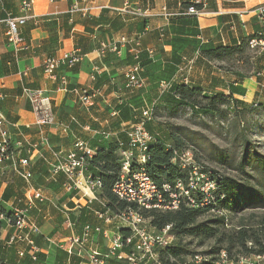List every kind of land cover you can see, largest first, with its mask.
I'll return each mask as SVG.
<instances>
[{"label": "crops", "instance_id": "obj_1", "mask_svg": "<svg viewBox=\"0 0 264 264\" xmlns=\"http://www.w3.org/2000/svg\"><path fill=\"white\" fill-rule=\"evenodd\" d=\"M193 1L195 0H85L81 4L83 10L71 12L70 0H34L33 13L37 19L28 21L21 29V32L28 37L31 49L16 53L13 46L8 43L6 19L20 14L19 3L17 0H0V90L7 95L0 101V108L5 111L10 123L13 124L10 127L13 147L17 148L19 145L20 148L17 149H20L23 157L31 156L33 170L31 183L36 188L42 189L44 195L50 199L45 203L36 200L29 213L39 225L44 238L48 235L79 233L71 220L70 212L75 213L80 207L88 206L87 200L78 198L73 200L64 191L63 174H59L56 180L51 179L50 171L51 165L56 160L55 153L70 151L79 137L91 140L100 137L76 124L69 132H64L59 127H38L34 123L35 115L29 100L22 97V86L43 88L53 99L57 121L69 123L70 118L76 116L82 126L90 125L93 129L106 128L115 133L114 110L120 103L131 102L130 95L127 96L120 87L123 79L125 80L127 70L135 62H140L139 58L136 60L129 52L134 45L133 42L139 40L140 55L145 54L148 59L162 64L161 68H163L166 59L173 53L172 44L166 41L173 40L179 35L190 40L193 38L190 34L194 29L200 31L196 37L198 40L202 42L210 40L221 45L241 44L250 34L262 29L260 18L251 10L264 0H207L208 7L206 6L203 15L181 17L184 6ZM162 28L168 30L166 37L161 35ZM122 39L127 40V46H122L121 53L115 54L110 50V45L119 44ZM103 44L107 47L101 55ZM176 44L179 48L176 49L177 52H182L184 59L179 66L177 77L179 73L184 72L181 68L190 63L192 70L189 74L194 84L204 83L208 86L213 81L220 82L219 85L215 83L218 85L216 90L228 92L223 84L227 86L238 81L246 88V94L239 97L250 98L249 94L253 88V97L249 102L257 99L264 102V91H261L264 88H262L264 84L262 77L255 81L241 75L232 76L226 70L216 67L214 65L216 61L198 59L199 51L188 47L187 42ZM75 48L88 52L81 63L71 69L62 68L58 71L59 76L65 75L69 79L67 88H62L60 80L56 82L44 75L43 60L46 56H54ZM149 48L154 50L152 55L147 50ZM107 52L109 53L107 61L110 64L105 65L103 58ZM110 52L115 56V63L112 66ZM258 53L264 54V51ZM262 63L264 67V62ZM99 65L101 71L95 73L94 67ZM141 66L142 75L145 67ZM144 78L145 91L141 94L145 107H148L150 104L147 101L150 96L153 98L155 93L150 89L152 86L149 87L148 76ZM96 83L101 87L99 89L104 91V96L97 99L96 104L87 111L78 105L72 88L94 87ZM112 84L116 89L118 88L117 91L112 90ZM153 100L156 102V99ZM43 138H47L48 143ZM34 145H37V148ZM41 167L49 170V173H39ZM18 183L23 186L19 188ZM26 188L22 178L15 175L8 165L0 167V205L3 209L10 211L17 203L25 204ZM5 191L13 193L8 200L2 198ZM71 204L75 207L71 208ZM64 211H67L70 217L69 227L64 224L65 215L62 213ZM96 217L103 222L105 229L120 231L124 227L118 221L105 223L98 217L97 212ZM61 219L63 222L60 224ZM0 230V257L10 264H16L22 259L18 257L17 251L23 244L16 243L13 246L7 244L14 229L5 221ZM93 244L103 249L108 242L102 235L99 240L97 234H94ZM5 245L12 246L13 249H5Z\"/></svg>", "mask_w": 264, "mask_h": 264}, {"label": "built area", "instance_id": "obj_2", "mask_svg": "<svg viewBox=\"0 0 264 264\" xmlns=\"http://www.w3.org/2000/svg\"><path fill=\"white\" fill-rule=\"evenodd\" d=\"M19 3L20 14L10 16L6 19L8 26V43L12 45L16 53L30 50V42L21 32L22 27L28 21H35L34 0H17ZM53 1V0H52ZM72 1L71 12L83 10L82 2L85 0ZM195 3L203 5L198 9L191 5L182 13L203 15L207 6V0H195ZM255 14L262 22V29L248 40V46L251 50L264 51V5L253 8ZM170 15V14H168ZM37 23V22H36ZM127 40H121L120 43L110 45V50L115 54L121 53V47L127 46ZM129 52L134 58H139L141 49L140 41L133 42ZM107 46L102 45L100 54L103 55ZM152 55L154 50L147 49ZM85 54L78 48L71 51H64L54 56H46L43 60L44 75L57 82L60 80V86L67 88L69 79L65 75H58L62 68L71 69L81 63ZM192 63V61H191ZM184 74L182 80L189 83L191 80V64L181 68ZM101 71V67L95 66L94 72ZM143 68L139 61L135 62L125 73V88L133 91L134 89L144 88L146 85L145 78L141 75ZM26 75V73H24ZM95 78L94 74H92ZM264 80V68L257 72ZM237 85L236 83H234ZM168 83L163 81L161 89L166 88ZM264 87V84H262ZM78 105L85 110H91L96 104L97 99L103 98L104 91L93 86L74 87ZM22 97L28 99L35 115L34 123L40 127L61 128L64 132H69L74 124L90 130L94 135L103 140L114 139L120 146L121 171L113 186V193L116 197L129 203V205L112 215L109 210L96 211L100 219L105 223H114L118 221L121 226L128 228L130 234L124 235L120 231H113L109 228L85 225L81 232L71 235H48L44 238L46 247H41L36 243L35 237L42 234L37 222L32 218L30 209L36 200L42 203L50 201L44 195L42 189L36 188L32 183L33 170L31 169V156L23 157L20 154V146L13 147L10 137V127L13 124L7 119L3 109L0 108V167L9 166L15 175L22 178L26 184L25 198L26 203L23 205L15 204L10 211L0 210V229L5 221L14 229L13 234L8 239V245L16 243L23 244L18 248V257L28 256L30 259L37 260L39 253L45 255L49 253L50 248L57 247L64 250L67 254V264H148L154 261L156 264H162L159 253L168 245L175 242V235L172 233V225H166L163 229H156L150 225V220L146 218L140 210H151L158 208L162 210H176L182 204L190 207H199L208 205L214 199L213 192L217 189V182L209 176L206 165L199 162L196 153L192 149H181L175 151L172 162L181 165L185 171V176L180 177L174 184L165 183L160 187L148 174L145 163L149 156L147 154L148 145L153 141V135L147 130V124L153 119L155 103L153 102L146 107L141 117L124 124L120 131L126 136L122 138L119 132L115 133L106 128L93 129L90 125L82 126L76 116L70 118L69 123L57 121L55 107L53 106L52 97L45 93V90L23 85L21 88ZM7 95L0 90V101L4 100ZM243 98V97H242ZM118 112L114 110L113 115ZM48 143L47 138H43ZM115 140V139H114ZM18 144V143H17ZM37 148V145H34ZM55 153V152H54ZM96 154L95 149L90 146V142L84 138H77L72 149L66 153H55V162L51 165V179L56 180L59 174L64 175L63 189L73 200L85 199L89 206L93 200H99L97 192L102 189L103 183L99 178L88 174V165L90 159ZM200 198V199H198ZM22 199H20L21 201ZM102 205L103 201L100 200ZM77 204L79 202L77 201ZM134 207L136 209H134ZM214 213L223 215L224 212ZM65 215L64 224L71 226L70 217L67 211L62 212ZM103 236L108 244L105 249L93 244L94 232ZM1 233V230H0ZM130 247V251L126 248ZM210 255L197 253L192 258L196 264L209 260ZM0 264H4L0 260ZM216 264H264V251L252 255H232L226 249L222 248L217 252Z\"/></svg>", "mask_w": 264, "mask_h": 264}, {"label": "trees", "instance_id": "obj_3", "mask_svg": "<svg viewBox=\"0 0 264 264\" xmlns=\"http://www.w3.org/2000/svg\"><path fill=\"white\" fill-rule=\"evenodd\" d=\"M236 1V0H233ZM191 5H195L198 9H202L203 5L195 3L194 1L184 6L181 11V17H196L195 14L182 13L188 9ZM208 7V5H207ZM168 30L162 28V37L167 36ZM257 32V31H256ZM23 33V32H22ZM200 34L197 29L192 30L190 35H193L192 39H187L181 35L177 36L173 40L166 41L173 46V53L165 61V67L162 64H158L156 61L148 59L145 54H141L139 60L141 65L145 67L142 75L148 76V82L152 86L154 91V99L156 104L160 107H164L170 114L175 115L179 110L183 108H189L192 112L196 111L200 114H216L221 107L226 106L232 109H262L264 108V102L253 100L251 103L242 99L246 94V88L242 87L238 81L229 83L227 86L224 83L223 87L228 89V92L216 90V86L220 82H212L208 85V88L198 84H194L191 79L189 83H185L182 80L184 74L177 73L179 66L184 62L182 52H177L178 42H187L188 47H192L194 50L199 51L198 59H208L216 62H223L224 60L235 58L239 53L245 51L248 47V40L255 34H250L241 44L237 45H224L215 44L208 40L202 42L196 37ZM23 35L28 39L25 33ZM29 40V39H28ZM179 50V48H178ZM83 54H86L87 50H82ZM129 53H127V56ZM109 53L104 55L103 61L105 65L110 64L107 61ZM115 56L110 52L111 66L114 62ZM97 78V77H96ZM125 81L120 87L125 93L131 94L130 91L125 88ZM165 81L168 83L166 88L161 89V85ZM218 85H216V84ZM236 83L237 85H235ZM95 88H101L98 83L94 85ZM112 84V90H116V87ZM118 89V88H117ZM203 97L207 100L205 104H201L199 97ZM150 99H153L151 96ZM130 103H120L116 107L118 114L115 116V127H122L124 123L128 124L136 120L145 108L144 99L142 94L130 95ZM4 111V110H3ZM5 113V111H4ZM8 120L9 117L5 113ZM156 122L154 119L147 124V130L153 135V141L148 145L147 154L149 156L145 163L146 170L152 179L162 187L165 183L174 184L177 179L185 176V171L181 165L172 162L175 151L181 149H187L185 138L183 133H178L166 124L158 123L157 129H154L153 124ZM164 125V126H163ZM119 136L125 138L123 132L119 131ZM90 142V146L95 149L96 154L90 159L88 165V174L93 177L99 178L103 183L102 189L97 192L99 200H93L90 206H82L78 209V212L71 213V220L75 224V228L81 232L85 225H90L93 228L104 227L103 222L96 217L95 211H106L114 215L120 213L121 210L126 208L129 203L119 199L113 193V186L121 171L120 161V146L116 140L112 139H86ZM244 150L242 151V157L238 164L232 161L231 156H228L222 152L220 155H215V159L220 164H227L228 166L235 167L237 170L242 171L249 178H252L249 173L246 172V167L251 166L252 172L261 174L264 178V155L255 150L254 146H250V142L247 141L243 144ZM197 156V154H196ZM199 162L206 165L201 161L198 156ZM42 165V164H38ZM37 165V166H38ZM206 170L216 182L217 189L213 192L214 199L208 205L199 207H190L186 204H182L179 209L176 210H162L158 208H152L151 210H140L144 216L150 220V225L156 229H163L166 225H172V233L175 235L177 243L168 245L165 249L159 253L162 264H196L194 261H187L188 258H192L195 254L192 253L188 247V244L183 242L185 237H191L199 240H212L214 239L216 245L212 247L210 251L201 252L210 255L209 260H205L198 264H216L217 252L224 248L232 255H252L262 253L264 251V214L252 215L256 219V223H251L242 220L239 222L240 226L227 228L231 215L241 213L246 209L264 208V191L256 190L248 184L237 178L225 176L220 170L205 166ZM35 171V168H34ZM45 174L49 173L46 168L41 167L38 171ZM19 184V188L23 184ZM5 191L2 198L8 200L13 193ZM200 199V198H198ZM102 200L104 205L100 202ZM71 208L75 206L70 205ZM134 209H136L134 207ZM0 210L6 211L0 205ZM212 210L216 212H224L223 215L216 213L217 215L206 220L200 221L199 218L211 213ZM63 220H60V224ZM120 232L128 236L130 231L126 227H122ZM94 234H97L96 231ZM99 240L101 235L97 234ZM35 241L41 247H46L44 242V236L38 235L35 237ZM4 245V244H3ZM13 246V245H12ZM12 246L5 245V249H13ZM105 249V248H103ZM130 247L126 250L130 251ZM0 260L4 264H10L7 260L0 257ZM68 258L64 250H60L57 247H52L48 254L39 253L37 260L30 259L28 256L23 257L16 264H67ZM125 264V263H123Z\"/></svg>", "mask_w": 264, "mask_h": 264}, {"label": "rangeland", "instance_id": "obj_4", "mask_svg": "<svg viewBox=\"0 0 264 264\" xmlns=\"http://www.w3.org/2000/svg\"><path fill=\"white\" fill-rule=\"evenodd\" d=\"M260 5H264V1L256 6ZM234 57L235 58L224 60L223 62H215L214 65L222 70H226L232 76L241 75L247 78H252L255 81L260 80L259 78H261V76H257V72L264 68L262 67L264 54L251 50L248 46L244 52L239 53ZM201 86L208 88L207 84L204 83L201 84ZM117 90L118 89L115 91ZM143 91H145L144 88L134 89V91L127 96L138 93L140 94ZM261 91L263 92L264 88L263 90L261 89ZM253 93L252 88L249 94L250 98L243 97L242 99H247V102L251 101ZM153 99H148L147 103L151 104L155 101ZM199 101L201 104L207 102V100L201 96L199 97ZM154 105L153 119L156 121L153 124L154 129H157L158 123H161L173 128V130L178 133H183L187 147L192 149L206 166L220 170L225 176L234 177L248 183L254 191H264L263 176L257 172H252L251 166L246 167V172L252 177L249 178L246 174L242 173V171L237 170L235 167L228 166L227 164H220L218 160L214 158L215 155H220L223 152L224 154L231 156L232 161L235 164H238L242 157V151L244 150L243 144L247 141L250 142L251 147L254 146L256 151L264 155V108L254 110L249 108H239L231 110L226 106H222L221 110L214 115L200 114L196 111L192 112L189 108H183L175 115H172L164 107H160L156 103ZM141 114L138 118L141 117ZM120 129L121 127H118V129L115 127V131L117 130V132H119ZM261 214H264V208H257V210L246 209L241 213L231 215L227 228L240 226L239 222L242 220L255 224L256 219L253 218L252 215L257 216ZM216 215V213L211 211V213L200 217L199 220L210 219ZM174 240V243L178 242L176 237ZM183 242L188 244L192 253L210 251L212 247L216 245L214 239L199 240L185 237ZM187 261L190 262L191 258H188ZM148 264L156 263L152 261Z\"/></svg>", "mask_w": 264, "mask_h": 264}]
</instances>
